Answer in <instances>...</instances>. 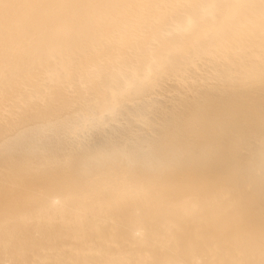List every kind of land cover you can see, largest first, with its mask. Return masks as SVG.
Returning <instances> with one entry per match:
<instances>
[{
  "label": "bare ground",
  "instance_id": "bare-ground-1",
  "mask_svg": "<svg viewBox=\"0 0 264 264\" xmlns=\"http://www.w3.org/2000/svg\"><path fill=\"white\" fill-rule=\"evenodd\" d=\"M0 264H264V0H0Z\"/></svg>",
  "mask_w": 264,
  "mask_h": 264
}]
</instances>
